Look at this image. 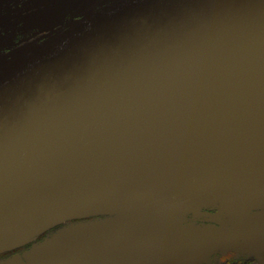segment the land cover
<instances>
[{
  "label": "water",
  "instance_id": "1",
  "mask_svg": "<svg viewBox=\"0 0 264 264\" xmlns=\"http://www.w3.org/2000/svg\"><path fill=\"white\" fill-rule=\"evenodd\" d=\"M11 59L0 243L79 213L137 210L95 231L88 253L109 264L101 231L145 242L149 231L124 226L221 202L264 264V210L253 212L264 209V0H125Z\"/></svg>",
  "mask_w": 264,
  "mask_h": 264
},
{
  "label": "rangeland",
  "instance_id": "2",
  "mask_svg": "<svg viewBox=\"0 0 264 264\" xmlns=\"http://www.w3.org/2000/svg\"><path fill=\"white\" fill-rule=\"evenodd\" d=\"M86 18H83V20ZM57 25L52 38L72 27ZM221 202L196 209L146 214L124 226L133 232L149 231L141 242L136 237L112 238L104 231L96 240V252L105 253L109 264H243L256 260L248 238L246 220L223 210ZM264 210L255 209L253 212ZM218 213L209 215L205 212ZM134 209H105L79 213L43 226L16 241L0 243V264H101L88 253L100 226H108L119 214ZM117 238V239H116ZM126 243V244H125ZM259 264H261L258 261Z\"/></svg>",
  "mask_w": 264,
  "mask_h": 264
},
{
  "label": "flooded vegetation",
  "instance_id": "3",
  "mask_svg": "<svg viewBox=\"0 0 264 264\" xmlns=\"http://www.w3.org/2000/svg\"><path fill=\"white\" fill-rule=\"evenodd\" d=\"M125 0H8L0 4V69L12 59L22 55L52 34L54 26L75 24L83 18L96 16ZM61 19L55 18L65 10ZM128 214L121 222L131 220ZM136 216V215H134ZM114 218V219H115ZM129 225V224H128ZM126 225V226H128Z\"/></svg>",
  "mask_w": 264,
  "mask_h": 264
},
{
  "label": "trees",
  "instance_id": "4",
  "mask_svg": "<svg viewBox=\"0 0 264 264\" xmlns=\"http://www.w3.org/2000/svg\"><path fill=\"white\" fill-rule=\"evenodd\" d=\"M243 264H259V263L256 260L255 261L254 260H251V261L248 260V261L243 262Z\"/></svg>",
  "mask_w": 264,
  "mask_h": 264
}]
</instances>
